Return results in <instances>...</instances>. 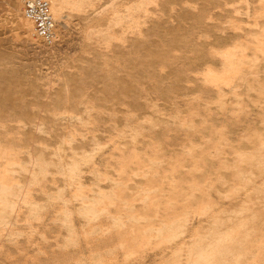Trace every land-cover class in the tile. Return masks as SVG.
Instances as JSON below:
<instances>
[{
	"label": "rangeland",
	"instance_id": "obj_1",
	"mask_svg": "<svg viewBox=\"0 0 264 264\" xmlns=\"http://www.w3.org/2000/svg\"><path fill=\"white\" fill-rule=\"evenodd\" d=\"M0 0V264H264V0Z\"/></svg>",
	"mask_w": 264,
	"mask_h": 264
},
{
	"label": "built area",
	"instance_id": "obj_2",
	"mask_svg": "<svg viewBox=\"0 0 264 264\" xmlns=\"http://www.w3.org/2000/svg\"><path fill=\"white\" fill-rule=\"evenodd\" d=\"M22 12L33 23V35L45 45H54L58 40L56 22L48 0H22Z\"/></svg>",
	"mask_w": 264,
	"mask_h": 264
},
{
	"label": "bare ground",
	"instance_id": "obj_3",
	"mask_svg": "<svg viewBox=\"0 0 264 264\" xmlns=\"http://www.w3.org/2000/svg\"><path fill=\"white\" fill-rule=\"evenodd\" d=\"M50 9H51V4H50ZM51 13H52V10H51ZM52 15H53V13H52ZM53 18H54V16H53ZM28 20V19H27ZM31 24H32V22L30 21V20H28ZM33 25V24H32Z\"/></svg>",
	"mask_w": 264,
	"mask_h": 264
}]
</instances>
